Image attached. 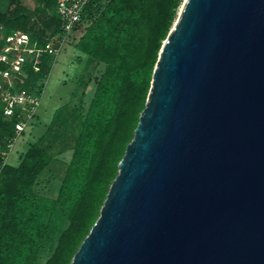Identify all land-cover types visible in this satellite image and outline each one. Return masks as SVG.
Here are the masks:
<instances>
[{"label":"water","instance_id":"obj_1","mask_svg":"<svg viewBox=\"0 0 264 264\" xmlns=\"http://www.w3.org/2000/svg\"><path fill=\"white\" fill-rule=\"evenodd\" d=\"M70 264H264V0H183Z\"/></svg>","mask_w":264,"mask_h":264},{"label":"trees","instance_id":"obj_2","mask_svg":"<svg viewBox=\"0 0 264 264\" xmlns=\"http://www.w3.org/2000/svg\"><path fill=\"white\" fill-rule=\"evenodd\" d=\"M56 1L36 0L30 8L25 0H0L6 4L0 6V47L15 30L45 43L59 31ZM182 1L90 0L68 41L85 60L71 97L16 164L3 163L2 152L19 117L5 116L0 101V264H70L118 173ZM54 62L42 54L38 71L28 70L26 89L41 96ZM67 153L56 196L40 193L41 173Z\"/></svg>","mask_w":264,"mask_h":264},{"label":"built area","instance_id":"obj_3","mask_svg":"<svg viewBox=\"0 0 264 264\" xmlns=\"http://www.w3.org/2000/svg\"><path fill=\"white\" fill-rule=\"evenodd\" d=\"M89 1L57 0L59 31L47 37L42 45H37L26 32L20 30L4 36L0 47V63L5 65V68L0 70V101L3 114L9 117L16 113L19 120L14 126L15 135L7 144L8 151L2 152L3 163L8 162L9 153L15 142L37 115L41 96L26 89L28 70L38 71L40 58L44 53L53 56L56 61L68 43L75 26L81 20L83 9Z\"/></svg>","mask_w":264,"mask_h":264},{"label":"rangeland","instance_id":"obj_4","mask_svg":"<svg viewBox=\"0 0 264 264\" xmlns=\"http://www.w3.org/2000/svg\"><path fill=\"white\" fill-rule=\"evenodd\" d=\"M25 1L30 8H33L37 4L36 0ZM181 4L177 9V14ZM0 6L4 9L6 4H0ZM78 54L79 52L74 49L73 45L67 43L58 55L40 98L37 110V122L34 126L30 125L25 135L18 138L15 142L8 156L7 161L9 164H16L18 162V157L21 152L25 151L28 142L35 141L46 129L54 111L69 101L71 92L75 88L76 78L79 76L85 61L84 57L78 59ZM90 92H92V88H90ZM69 158L68 153L55 157L43 173H41L38 186L36 187L40 193L49 197L56 196Z\"/></svg>","mask_w":264,"mask_h":264}]
</instances>
